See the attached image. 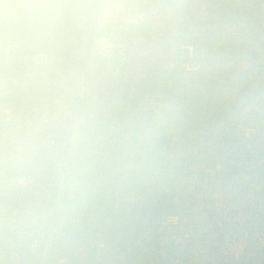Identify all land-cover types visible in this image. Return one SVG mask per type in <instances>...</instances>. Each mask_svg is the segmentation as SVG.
<instances>
[{
	"label": "built area",
	"instance_id": "2783aa9c",
	"mask_svg": "<svg viewBox=\"0 0 264 264\" xmlns=\"http://www.w3.org/2000/svg\"><path fill=\"white\" fill-rule=\"evenodd\" d=\"M0 264H264V0H0Z\"/></svg>",
	"mask_w": 264,
	"mask_h": 264
},
{
	"label": "rangeland",
	"instance_id": "374dc122",
	"mask_svg": "<svg viewBox=\"0 0 264 264\" xmlns=\"http://www.w3.org/2000/svg\"><path fill=\"white\" fill-rule=\"evenodd\" d=\"M101 33H107L108 35H116V36H123L125 34L133 36L135 34L146 36L147 34V26L145 24H127V25H103L100 27ZM156 103H161V98L157 97L155 99ZM164 107H167L166 105ZM71 108L74 113H79L81 111V103L74 102L71 104ZM163 213L167 215H173L176 213L175 207H167L163 209Z\"/></svg>",
	"mask_w": 264,
	"mask_h": 264
}]
</instances>
